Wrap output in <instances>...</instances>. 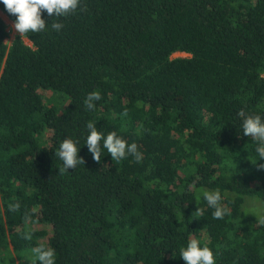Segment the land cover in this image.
Returning a JSON list of instances; mask_svg holds the SVG:
<instances>
[{
	"label": "trees",
	"instance_id": "16d2710c",
	"mask_svg": "<svg viewBox=\"0 0 264 264\" xmlns=\"http://www.w3.org/2000/svg\"><path fill=\"white\" fill-rule=\"evenodd\" d=\"M81 6L67 17L44 12L45 31L11 43L0 17V262L3 246L27 264L43 243L56 264H185L180 249L197 238L216 264H264V215L244 210L249 198L264 201V160L238 115L264 118V0ZM97 90L102 99L86 109ZM89 121L136 143L141 161H113L101 141L96 163ZM65 138L85 164L61 174ZM216 190L230 210L223 219L203 198ZM197 207L203 216L192 219ZM29 221L51 225L47 241Z\"/></svg>",
	"mask_w": 264,
	"mask_h": 264
},
{
	"label": "clouds",
	"instance_id": "9594fccd",
	"mask_svg": "<svg viewBox=\"0 0 264 264\" xmlns=\"http://www.w3.org/2000/svg\"><path fill=\"white\" fill-rule=\"evenodd\" d=\"M5 6V9L10 15L16 17L14 21V29L23 37L28 33H40L46 29V21L42 18L43 13L46 12L49 17H67L70 14H75L77 9L86 11V6H81V0H0ZM53 30L59 32L64 25L60 22H53L51 24ZM102 99L100 92L92 91L88 93L84 100L86 109L94 110L95 101ZM124 115H127L125 110ZM242 117L241 129L244 136L251 137L257 142L256 152L260 160H264V118L260 115L246 114L243 110L238 113ZM88 135L85 144L88 151L92 154V158L96 163L101 162V141H103V148L110 154L111 159L116 162L127 158L131 155L136 162L142 159V153L138 151L136 143L129 144L125 139L118 136L115 131L107 134L99 132L92 121L86 124ZM78 141L72 138H65L59 144L55 155L63 162L59 169L61 174L74 169L80 165L85 164V161L79 154ZM264 169V164L260 165ZM203 198L208 206L214 211L212 216L214 219H223L230 210L226 205L222 204L221 193L216 191H204ZM10 210L16 211L19 209V204L10 205ZM203 216V209L198 208L192 214V219H199ZM261 225H264V218L259 220ZM26 239H31L30 235L25 236ZM34 254L33 264H56L55 249L41 243L32 249ZM180 257L185 264H216L215 254L208 246H201L200 240L192 238L188 241L187 246L180 249Z\"/></svg>",
	"mask_w": 264,
	"mask_h": 264
},
{
	"label": "rangeland",
	"instance_id": "374dc122",
	"mask_svg": "<svg viewBox=\"0 0 264 264\" xmlns=\"http://www.w3.org/2000/svg\"><path fill=\"white\" fill-rule=\"evenodd\" d=\"M0 17L5 22V24L7 26V30L9 32V38L6 41L8 43H11L12 40L14 39V37L18 34V32L13 27L14 23L1 10H0ZM27 43L30 44L28 41H27ZM187 56H189V55L186 53H175L172 57L176 58V57H187ZM43 95H44L45 99L48 100L49 103H55V102L59 101L58 96H56L52 90L43 91ZM48 133H46V135H45L46 139L49 138ZM244 210L247 213H250V214H253L257 217L262 218V216L264 215V201H262L260 199H256V198H249V199H247ZM27 227L30 230H36V231L44 230L47 232V234L45 236L40 237V239H39L40 242L47 241L48 238L50 237V235L52 234L51 225L44 223V222L29 221V223L27 224ZM12 252L13 251H12L11 245H9L7 247L6 246L1 247V262H0V264H19V261H18L16 255H13L16 262L15 261L12 262V259H11V255L13 254ZM33 257H34V254H32V253H29L26 255L27 264L32 261Z\"/></svg>",
	"mask_w": 264,
	"mask_h": 264
}]
</instances>
